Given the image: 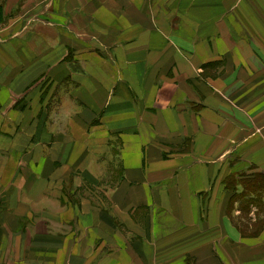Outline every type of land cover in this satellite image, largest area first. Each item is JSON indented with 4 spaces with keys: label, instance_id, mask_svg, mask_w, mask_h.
Returning <instances> with one entry per match:
<instances>
[{
    "label": "crops",
    "instance_id": "0c3cea01",
    "mask_svg": "<svg viewBox=\"0 0 264 264\" xmlns=\"http://www.w3.org/2000/svg\"><path fill=\"white\" fill-rule=\"evenodd\" d=\"M0 264H264V0H0Z\"/></svg>",
    "mask_w": 264,
    "mask_h": 264
}]
</instances>
